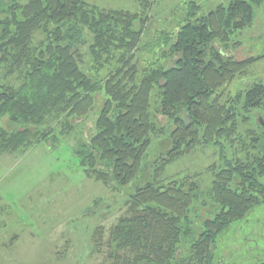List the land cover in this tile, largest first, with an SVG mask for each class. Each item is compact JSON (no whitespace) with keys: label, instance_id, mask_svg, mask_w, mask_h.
Instances as JSON below:
<instances>
[{"label":"trees","instance_id":"16d2710c","mask_svg":"<svg viewBox=\"0 0 264 264\" xmlns=\"http://www.w3.org/2000/svg\"><path fill=\"white\" fill-rule=\"evenodd\" d=\"M136 1L145 10L152 4ZM262 1L233 0L209 14L188 2L175 33L164 31L142 46L141 13L97 9L85 0H0V71L17 81L0 92V152L54 147L75 133L72 152L87 177L123 190L142 181L143 166L166 131L172 149L130 193V214L111 229L114 264H215L219 237L264 205L258 120L264 121V82L234 94L224 90L264 57L236 60L224 51L253 23L254 6ZM79 46L92 59L87 72ZM140 53L146 55L142 69ZM99 100L93 134L80 138L81 122H72L87 118ZM159 116L175 128L161 127ZM200 147L218 155L205 193L199 179L158 178ZM205 195L217 209L200 232L189 214ZM96 232L100 253L102 229Z\"/></svg>","mask_w":264,"mask_h":264},{"label":"rangeland","instance_id":"374dc122","mask_svg":"<svg viewBox=\"0 0 264 264\" xmlns=\"http://www.w3.org/2000/svg\"><path fill=\"white\" fill-rule=\"evenodd\" d=\"M85 1L97 9L141 13L146 31L143 46L164 31L175 33L184 22L186 3L195 2L203 8V14H209L220 6H228L233 0H152L148 10L136 0ZM230 45L224 51L236 60L264 54V0L254 6L253 23L235 35ZM78 49L81 68L87 72L92 59L86 55L84 46ZM145 59L146 55L140 53V69ZM261 81L264 82V57L256 60L224 90L228 95L234 94ZM8 85H17V81L0 71V92ZM101 104L102 100H99L87 118L72 122L75 125L81 122L76 130L80 138L86 139L93 134ZM159 119L161 127L175 128L161 116ZM1 123L12 130L8 121ZM165 132L155 141L150 161L143 166L142 184L149 181L159 155L166 154L173 147ZM75 143L74 133L65 140L61 138L54 147L41 143L21 152H0V264H114L116 259L109 247L111 229L130 214L128 196L141 182L138 178L120 190L114 182H108V186L87 177L72 152ZM217 158L214 149L200 147L188 151L158 178L166 183L185 177L188 182L199 179L205 193L211 180L209 168L218 164ZM201 199L207 202L206 206H202ZM216 209L206 195L194 204L189 215L200 232L203 222L213 218L211 214ZM98 229H102L100 253L95 249L96 240L100 239L95 236ZM119 254L122 256V252ZM214 257L215 264L264 262V205L233 223L219 237Z\"/></svg>","mask_w":264,"mask_h":264},{"label":"water","instance_id":"95a60500","mask_svg":"<svg viewBox=\"0 0 264 264\" xmlns=\"http://www.w3.org/2000/svg\"><path fill=\"white\" fill-rule=\"evenodd\" d=\"M258 120H259L260 124L262 125V127L264 128V121H263L262 117L259 116Z\"/></svg>","mask_w":264,"mask_h":264}]
</instances>
